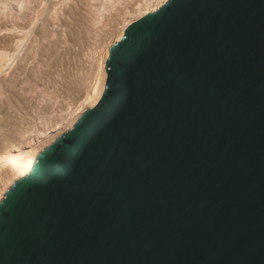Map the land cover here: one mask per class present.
<instances>
[{"label": "water", "instance_id": "obj_1", "mask_svg": "<svg viewBox=\"0 0 264 264\" xmlns=\"http://www.w3.org/2000/svg\"><path fill=\"white\" fill-rule=\"evenodd\" d=\"M0 202V264H264V0H169Z\"/></svg>", "mask_w": 264, "mask_h": 264}, {"label": "rangeland", "instance_id": "obj_2", "mask_svg": "<svg viewBox=\"0 0 264 264\" xmlns=\"http://www.w3.org/2000/svg\"><path fill=\"white\" fill-rule=\"evenodd\" d=\"M140 1L146 0H0V51L12 54L26 38L8 76L0 77L1 144L19 133L18 140L39 106L48 109L42 96L54 91L76 100L85 92L100 51Z\"/></svg>", "mask_w": 264, "mask_h": 264}, {"label": "bare ground", "instance_id": "obj_3", "mask_svg": "<svg viewBox=\"0 0 264 264\" xmlns=\"http://www.w3.org/2000/svg\"><path fill=\"white\" fill-rule=\"evenodd\" d=\"M110 1L112 0H108V2ZM168 1L169 0L140 1L142 3L139 2V7L133 12L132 10L130 11L132 12V16L123 20L122 28L106 44L103 50L100 51V55H97L98 59L96 66L92 73L91 80L89 82L87 81L88 84L87 87H85V92L80 95L78 99L75 98L76 100H74L73 97H60L57 95V92L53 93L54 91L51 94L48 93V95L42 93L45 95L42 97L45 98H42L43 100L40 101L42 104L41 106L46 104L48 105V109L39 106V108H37L41 111H38V109L35 108L38 113H40L38 115L35 114L36 112L34 113L36 117L34 115V120H31L32 122H30L28 126L24 124L26 126L22 127L23 130L20 131L21 135L18 140H16V138L19 136V133L17 137H14L16 141L11 138L13 140L12 142H9L11 141L9 140L2 142V144L0 143V202L3 199L4 193L11 187L14 181L24 178L26 174L30 172L38 149L44 144L49 143L54 138L55 133L61 132L63 129H68V127H74L73 121L77 114L84 108L93 106L99 100L108 75L106 59L110 56V47H112L115 42L120 41L123 34L135 22H138L150 13L156 12ZM103 11H105V8ZM21 40L22 41L18 44L14 53L9 54L0 51V77L1 75L8 76L7 74H9V71L16 63L17 52H19L20 48L24 45L26 38ZM1 98H3L2 95L0 96V99ZM6 137L7 136H5V138ZM5 138L4 140H6Z\"/></svg>", "mask_w": 264, "mask_h": 264}]
</instances>
